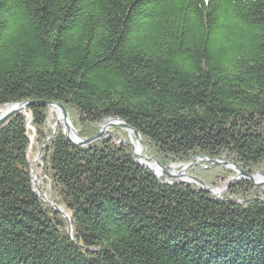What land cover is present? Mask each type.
<instances>
[{"label": "trees", "instance_id": "1", "mask_svg": "<svg viewBox=\"0 0 264 264\" xmlns=\"http://www.w3.org/2000/svg\"><path fill=\"white\" fill-rule=\"evenodd\" d=\"M23 102L86 140L118 119L208 187L214 161L264 176V0H0V108ZM49 116L0 128V264H264V188L159 179L123 130L78 147Z\"/></svg>", "mask_w": 264, "mask_h": 264}, {"label": "water", "instance_id": "2", "mask_svg": "<svg viewBox=\"0 0 264 264\" xmlns=\"http://www.w3.org/2000/svg\"><path fill=\"white\" fill-rule=\"evenodd\" d=\"M35 105H41L43 107H48L50 110H53L57 113V115H58L57 124L62 125L64 137L66 138V140L69 143H71L73 145L78 146V147H86V146L92 145L94 143H97L103 137L112 135L111 132L109 131L110 129L123 130L127 133L128 137L130 139V143H128L127 145L132 149V152L135 155V157L138 161V164L140 166L148 169L149 171H151L155 175L153 170L149 167V165L152 164L154 167H156L161 172L160 177L155 175L157 178L163 177V178H165L166 181L177 180L178 183H181V184L195 185L201 191L206 192L213 197H219L218 195L213 193V190L211 187H208L205 183H203L199 179L191 177L187 173H184V171L190 165H185V166L177 165V166H175L177 168H181V171L177 175H174L172 172L163 168L157 161H152L151 163H149L148 162L149 160L146 157H142L140 154H137L135 151V146H138L140 148V150L143 151V146H142L140 135L138 134L137 131L132 130L131 128H129L127 125H125L122 121H120L118 119L106 120L100 126L98 132L91 139L86 140V139H81L78 136V133L74 129L72 122H71L67 112L65 111L63 105L56 104V103H43V102H41V103L23 102L20 104H14V105L9 106L6 110H4L0 114V128L3 125H5L15 115H17L21 112H24L29 107H32ZM68 134H71V136H68ZM132 140L135 141V145H134ZM119 143L123 144L124 142L122 139H120ZM41 152L42 151L40 150L39 154L37 155L36 161L40 160ZM142 160L145 162L142 163ZM218 165L224 166L227 168H232L235 170L236 178L230 179L228 183H231L233 181H248V182L254 184L255 187L264 186V177L262 175L257 174V175L249 176L244 171L237 170L236 166L234 164L229 163V162L214 161L211 163L212 167L218 166ZM31 176H32V183L34 184L35 179H34V173H33L32 169H31ZM255 179H259V181H255ZM41 198H42V201L45 202L46 204L49 203L43 196H41ZM51 206L53 207V209L55 210L56 213L61 214V216L64 218V220L68 224V226H69L68 234L70 235V220H69L68 216L65 213H63L61 211V209L58 208L57 206H55L54 204H51Z\"/></svg>", "mask_w": 264, "mask_h": 264}, {"label": "rangeland", "instance_id": "3", "mask_svg": "<svg viewBox=\"0 0 264 264\" xmlns=\"http://www.w3.org/2000/svg\"><path fill=\"white\" fill-rule=\"evenodd\" d=\"M8 107H2V108H0V112L2 113V111H4V110H6ZM0 113V114H1ZM49 114H50V116H49V126L51 127V128H53V129H56V127L59 125V126H62L61 124H57V120H58V115H57V113L55 112V111H53V110H50L49 109ZM111 130V129H110ZM109 130V131H110ZM125 132V131H124ZM120 139H122L123 141H126L127 143H130V139H129V137H128V135H127V133L125 132L124 134H123V136H120ZM133 141V143H134V145H135V141L134 140H132ZM146 150L144 149V147H143V151H142V154H141V156L142 157H146L149 161V163H151L152 161H155L154 159H152L151 157H149V156H147L146 154ZM30 163H31V166H32V168H33V173H34V169H36V171L38 170H40L39 168H38V165H39V162H40V160L39 161H36V158H37V155L36 154H31L30 153ZM193 164H191L185 171H184V173H187L189 176H191L190 175V173L188 172V170H189V168L192 166ZM175 166H177V165H168V167L167 168H165L166 170H168V171H170V172H172L174 175H177L180 171H181V168H177V167H175ZM218 166H220V165H218ZM218 166H211V164H210V168H215V167H218ZM221 167H223V168H226V169H230L231 171H233L234 173H235V170L234 169H232V168H227V167H224V166H221ZM192 177V176H191ZM264 177V176H263ZM232 178H236V173L234 174V176H232L230 179H232ZM34 179H35V182H34V185H36L37 187H39V188H41V189H43V190H41V196H43L45 199L48 197V194H49V187L47 186V187H44V186H46L45 185V183L44 182H42L41 180H42V175L41 174H39L37 177H36V175H35V173H34ZM159 179H164L165 180V178H159ZM230 179H228L227 181H225V182H223V183H221L218 187H211L212 188V190H219L220 191V195H218L219 197H217V198H221L222 197V195L225 193V191L227 190V186H228V182H229V180ZM252 184V183H251ZM252 185H254V184H252ZM257 188H264V186H261V187H257Z\"/></svg>", "mask_w": 264, "mask_h": 264}, {"label": "bare ground", "instance_id": "4", "mask_svg": "<svg viewBox=\"0 0 264 264\" xmlns=\"http://www.w3.org/2000/svg\"><path fill=\"white\" fill-rule=\"evenodd\" d=\"M68 136H71V134H68ZM135 151L137 154H140V155L142 154V151L140 150V148L138 146H135ZM144 162L145 161L142 160V163H144ZM149 167L153 170V172L155 173L156 176L160 177L161 172L156 167H154L152 164H150ZM255 181H259V179H255ZM213 193H215L216 195H220L219 190H213Z\"/></svg>", "mask_w": 264, "mask_h": 264}]
</instances>
